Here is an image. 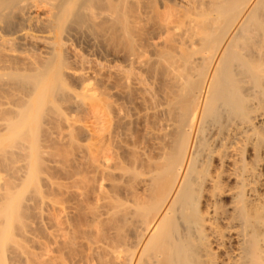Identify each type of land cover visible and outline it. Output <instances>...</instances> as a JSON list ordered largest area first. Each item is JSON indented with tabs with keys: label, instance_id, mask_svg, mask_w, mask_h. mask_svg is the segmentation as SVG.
<instances>
[{
	"label": "bare ground",
	"instance_id": "bare-ground-1",
	"mask_svg": "<svg viewBox=\"0 0 264 264\" xmlns=\"http://www.w3.org/2000/svg\"><path fill=\"white\" fill-rule=\"evenodd\" d=\"M8 84L23 96L0 158L29 144L22 183L43 203L53 150L38 264H264V0H0Z\"/></svg>",
	"mask_w": 264,
	"mask_h": 264
},
{
	"label": "rangeland",
	"instance_id": "rangeland-1",
	"mask_svg": "<svg viewBox=\"0 0 264 264\" xmlns=\"http://www.w3.org/2000/svg\"><path fill=\"white\" fill-rule=\"evenodd\" d=\"M8 85H9L8 87L6 86L8 88V90H6V87H5L6 93H7V91L8 92L10 91L11 93H13L14 90L12 91V89H14L13 87H15L17 85L16 84L12 85V86H11V84H8ZM19 89H15L17 91L16 93L15 92L13 94L10 93V95L8 93L7 95H9V96H7L5 92H4L5 93L4 95L2 94L5 97L0 96V103L7 104L8 107H6L7 105L3 106L4 104L3 105L1 104V105L3 106V108L6 107L5 112L9 113V115H8V113H7V115H6V113H3V115L0 117V129H3L6 126V125L4 126L5 122H8L15 117V114H13L14 112L16 114L18 112L17 111L18 109L16 107L14 108V106L18 107V105H15V104L20 103L19 99L22 100L21 99L22 97L20 96L21 97L20 98L19 95L21 94L23 96V93H20L23 91L19 90ZM18 91H20V92H18ZM18 93H19V95H18ZM15 96H17V97L15 98ZM18 101H19V103H18ZM71 103L74 104L76 107H74L73 105L70 106L71 105L70 103H69V105L67 104V106H68V109L70 107L74 108V109L73 108L69 109L70 110L69 113L71 112L70 114H73L72 112L78 108L77 107L78 104L76 105V103H74V101H72ZM15 109L17 112L15 111ZM1 110H2V108H1ZM77 110L75 111L76 113H77ZM80 112H81V110H80ZM76 113L73 115L76 116ZM4 114H5V118L3 117ZM78 114H77V116H78ZM2 125H3V127H2ZM5 130H6V132H5ZM4 132L5 133H2V134H4V136H9L11 134V130H7L6 128L4 129ZM77 134H78L79 140L82 141V139H84L82 132L79 130L77 132ZM0 135H1V133H0ZM143 139H144V137H143ZM144 141H145V139L143 140V143H145ZM66 142L63 141V143H66ZM146 142H148V141L146 140ZM18 144H19V146H18ZM21 144H22V142H21ZM21 144H20V142H18L16 145H14V147H13V144H10L12 147L9 146V148H7V150H5L7 152L5 154H3V156L4 155L5 156L4 157L1 156L2 158H0V206H3L4 203L7 201V199L10 198L9 195H7V194L13 193L12 196L15 197L14 195L16 194L18 196V193L20 192L19 196L22 197L23 193L21 194V192H24V191H25V193L28 192L27 194L24 193L26 195V197L23 194L25 199L24 200L22 199V201H24V202H23V204L21 203L22 205H20V207L22 208L20 210H23L21 215L19 213V217H21L23 215L22 219H20V221L22 220L21 221L22 223L21 222L18 223L19 222L18 221L17 222L18 224H16L17 227L15 225V228H14L15 231H13L15 233L14 234V238H16L15 240L18 243H21L22 248L18 249V247H14V246H17V245H14V243H13V245H11L12 243L9 244V248H8V250H6L7 253H5V255H4L5 259L0 257V261H2V263H4V264H38V258L42 254V251L40 250V248H41L40 244L42 245V247H44L45 251L48 253V254L46 253L48 255L46 260H49V258H51L52 253H53V252H51V251H53L52 247H54V245H52V243H53V238H52L53 229H52V225H51V224H53L52 220L54 218L51 214V212H53L52 211L53 208H51L52 204H50L52 196H51V188L49 187L51 178L53 179V161H52L53 158L51 157V153L53 155V150L48 145L44 144V146L42 148V150L43 149L44 150H43V152H41L42 153V156H41L42 159L41 160L43 162L40 161V163L41 162L42 163L39 164V166L42 165L40 167V169H41L40 171H42L41 172L42 174L40 176L41 177L43 176V178L40 179V184H41L40 188L42 189L43 192H45L44 193L45 200H47V202L44 201L45 203H43L42 199L38 198V196H36L35 194L32 193V190H34L33 189L34 187L32 188L31 186H25L27 188V191H26L25 190L26 188L24 187V184L22 183L23 182L22 180L25 179V177L27 176V171H28V168L30 165L28 163L30 161V156L28 157L27 154L28 155H30V154L28 153V149H29L28 145L29 144L25 145L26 143H23L25 146L23 144L22 145ZM47 148H49V150L46 151ZM26 158H28L29 160L27 161ZM29 187L31 188V189H29L31 191H28ZM48 199L50 202L48 201ZM41 201H42V203H41ZM49 204H50V206H49ZM41 205H43V206L45 205V206L41 207ZM46 207H48V209H46ZM46 210L47 211L49 210L48 214H47ZM43 211H45V213ZM50 215H51V217H49ZM1 220L2 219H0V221ZM2 223H4V221H1L0 225ZM20 224H22V225H20ZM19 227L21 228V230ZM0 264H1V262H0Z\"/></svg>",
	"mask_w": 264,
	"mask_h": 264
}]
</instances>
